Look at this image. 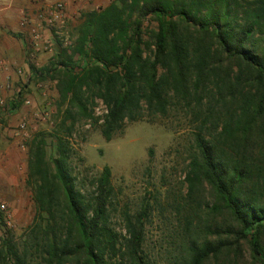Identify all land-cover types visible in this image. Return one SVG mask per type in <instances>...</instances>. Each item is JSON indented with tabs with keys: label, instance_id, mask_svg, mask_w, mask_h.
I'll use <instances>...</instances> for the list:
<instances>
[{
	"label": "trees",
	"instance_id": "obj_1",
	"mask_svg": "<svg viewBox=\"0 0 264 264\" xmlns=\"http://www.w3.org/2000/svg\"><path fill=\"white\" fill-rule=\"evenodd\" d=\"M29 67L30 78L56 81L58 123L27 144L37 213L24 246L1 241L0 264H155L145 247L149 202L123 209L122 234L110 221V168L88 194L73 174L66 137L78 120L97 122L96 100L107 141L176 104L199 120L174 264H264V0H111L80 13L71 48Z\"/></svg>",
	"mask_w": 264,
	"mask_h": 264
},
{
	"label": "rangeland",
	"instance_id": "obj_2",
	"mask_svg": "<svg viewBox=\"0 0 264 264\" xmlns=\"http://www.w3.org/2000/svg\"><path fill=\"white\" fill-rule=\"evenodd\" d=\"M56 1H61L65 5L66 20L61 30L64 35L59 37L53 30L47 32L54 40L53 52L38 54L29 59V64L37 68L52 59L58 46L72 47L81 12L102 8L111 0ZM69 4H72V10L68 8ZM154 24L150 20L144 23L145 39L148 38V31ZM24 34L29 58L31 52L29 40L26 33ZM75 59H78V55H75ZM30 77L27 78L25 75V81L19 79L17 83L14 82L13 94L0 104V134L4 127L16 128L23 118L29 121L30 137L25 142L26 149L22 151L25 166L27 144L31 138L38 133L52 132L58 123L56 81L47 76L44 80L38 79L41 76ZM39 83L45 84L44 89ZM29 97L31 104L24 105L22 100ZM46 103H49L51 123L39 122L31 116L32 111H40ZM106 110L105 104L101 100H96L93 116L98 118L97 122L94 123L92 119L78 120L71 134L66 137L70 145L71 168L77 177V184L83 193L88 194L93 189L90 181L104 166H108L114 188L110 206L112 225L118 232L124 234L121 219L123 209L128 208L135 212L143 202L148 201L150 214L145 225V247L155 264H174L179 251L177 205L187 203L185 198L187 185L184 178L189 169L190 158L196 151L193 132H196L199 120H193L191 111L186 106L176 104L169 108L166 116L158 114L148 117L143 113L144 117L141 120L126 122L123 131L117 132L107 141L101 133ZM204 132L210 134L209 131ZM46 145L48 156H54L56 145L51 136L46 138ZM16 146L21 149L18 143ZM26 173L25 168L24 183L19 186L13 198H0V204L6 206L5 210L0 209V243L7 237L19 248L28 240L25 233L37 213L31 197V188L25 184ZM37 261L38 259H35V262Z\"/></svg>",
	"mask_w": 264,
	"mask_h": 264
},
{
	"label": "crops",
	"instance_id": "obj_3",
	"mask_svg": "<svg viewBox=\"0 0 264 264\" xmlns=\"http://www.w3.org/2000/svg\"><path fill=\"white\" fill-rule=\"evenodd\" d=\"M53 1L56 0H0V59L3 58L2 60L8 62L7 66H0V101L2 103L6 97L13 94L14 84L19 79L25 81V75L27 78L32 75L25 32L19 26L22 12L32 13L41 3ZM71 5H68L69 10H72ZM18 69H21V73ZM22 71L23 75H21ZM24 110L25 107H23ZM6 128L4 127L0 134V198H13L19 186L24 183L23 171L25 168L27 170V166L25 162L23 163V150H19L16 146L18 140L14 136V128Z\"/></svg>",
	"mask_w": 264,
	"mask_h": 264
},
{
	"label": "built area",
	"instance_id": "obj_4",
	"mask_svg": "<svg viewBox=\"0 0 264 264\" xmlns=\"http://www.w3.org/2000/svg\"><path fill=\"white\" fill-rule=\"evenodd\" d=\"M64 9L65 5L63 2L53 1L41 3L32 13L22 12L19 26L23 28L29 40L28 44L31 50L29 59L36 57L38 54H51L53 52L54 40L52 35L47 34V32L53 30L54 34L59 37L64 35L61 31L66 20ZM7 65L8 62L6 60L0 59V66L4 67ZM18 72L21 73V69H18ZM39 86L45 87V84L39 83ZM0 104H2V101H0ZM23 104L29 106L31 104L30 98H24ZM31 116L38 119L39 122H49L51 116L49 103H46L40 111H32ZM28 124L29 121L23 118L18 122L16 128H14V136L18 140V145L22 150L26 149L25 142L30 137ZM0 209L5 210V204H0Z\"/></svg>",
	"mask_w": 264,
	"mask_h": 264
}]
</instances>
